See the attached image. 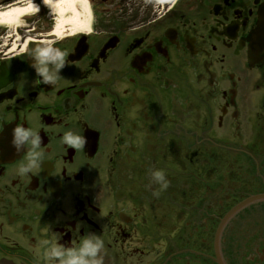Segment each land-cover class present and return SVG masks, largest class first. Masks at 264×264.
<instances>
[{
	"label": "flooded vegetation",
	"instance_id": "flooded-vegetation-1",
	"mask_svg": "<svg viewBox=\"0 0 264 264\" xmlns=\"http://www.w3.org/2000/svg\"><path fill=\"white\" fill-rule=\"evenodd\" d=\"M51 25L0 31V264L88 233L104 264H264V0H89L79 31ZM44 40L67 54L53 86ZM16 124L43 138L27 176Z\"/></svg>",
	"mask_w": 264,
	"mask_h": 264
},
{
	"label": "clouds",
	"instance_id": "clouds-1",
	"mask_svg": "<svg viewBox=\"0 0 264 264\" xmlns=\"http://www.w3.org/2000/svg\"><path fill=\"white\" fill-rule=\"evenodd\" d=\"M52 10L55 8L56 0H42ZM29 7L32 14H38L40 6L33 0H29ZM55 40H44L33 50L31 67L39 78L37 84L55 85L61 79L60 72L65 67L67 54L61 48L56 47ZM62 143L70 149L83 150L87 144L84 135L66 131L61 138ZM11 144L17 152L27 153L26 160L18 167V174L29 175L34 169H40L43 159V138L38 131L25 127L23 124H16L11 131ZM153 180L163 190H167L169 182L163 171L152 172ZM79 225L77 230H79ZM54 236L56 234H53ZM61 236L55 243L49 241L46 258L48 264H104V257L101 254L105 248L103 239L94 233L83 236V242L78 247L65 246L58 243Z\"/></svg>",
	"mask_w": 264,
	"mask_h": 264
},
{
	"label": "bare ground",
	"instance_id": "bare-ground-1",
	"mask_svg": "<svg viewBox=\"0 0 264 264\" xmlns=\"http://www.w3.org/2000/svg\"><path fill=\"white\" fill-rule=\"evenodd\" d=\"M1 1H6V4L9 5L0 9V28H10L12 26L15 28L22 19L32 12L29 7V0H0V2ZM76 4H79L83 10L81 16H79L80 14L76 11ZM51 11L59 15L55 33L60 36L63 26L66 23L71 24L75 28H80V25L85 23L87 16V0H56L55 8ZM66 11H70L72 17L64 20L61 16L63 15L62 13Z\"/></svg>",
	"mask_w": 264,
	"mask_h": 264
},
{
	"label": "rangeland",
	"instance_id": "rangeland-1",
	"mask_svg": "<svg viewBox=\"0 0 264 264\" xmlns=\"http://www.w3.org/2000/svg\"><path fill=\"white\" fill-rule=\"evenodd\" d=\"M87 1H89V0H87ZM39 6H40V11H39L38 14H32V12H31L24 19H22L17 24V26L15 28H13V26L10 27V28H4L3 27V28H0V31H7V35H12L14 33L15 29H17V31H18V29H20L25 24L28 26V29H30V30H32L33 26L34 27H38L40 29L41 27H44L45 23H47L48 21H49L50 24H52L51 25L52 29H55L57 27V22H58V19H59V15L53 13L44 3L39 4ZM75 8H76V11L80 14L79 16H81L83 14V10L79 6V4H76ZM62 14H61L62 15L61 17H63L64 20H67V19L72 17V13L70 11H66L65 13H62ZM33 16L39 17L40 21H33V22L25 21V20L30 19ZM42 18H43V20H42ZM66 27H71L72 28L73 26L71 24H69V23H66L63 26V28H66ZM75 29H76L75 31H79L78 28H75Z\"/></svg>",
	"mask_w": 264,
	"mask_h": 264
}]
</instances>
